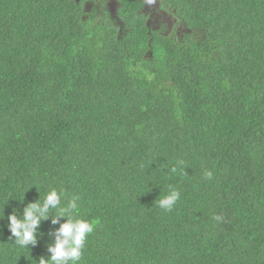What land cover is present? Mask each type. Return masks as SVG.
Instances as JSON below:
<instances>
[{
    "label": "trees",
    "instance_id": "trees-1",
    "mask_svg": "<svg viewBox=\"0 0 264 264\" xmlns=\"http://www.w3.org/2000/svg\"><path fill=\"white\" fill-rule=\"evenodd\" d=\"M115 3L0 0V264L48 258L7 216L52 188L79 264H264V0H166L180 35Z\"/></svg>",
    "mask_w": 264,
    "mask_h": 264
},
{
    "label": "clouds",
    "instance_id": "clouds-1",
    "mask_svg": "<svg viewBox=\"0 0 264 264\" xmlns=\"http://www.w3.org/2000/svg\"><path fill=\"white\" fill-rule=\"evenodd\" d=\"M149 2L154 3L155 0H149ZM176 170V167L172 168L173 172ZM64 197L63 189L58 191L52 188L45 191L42 199L39 196L34 202H29L23 208L22 214L17 215L16 209H13V212L7 216L9 238L22 248L37 244L38 229L42 221L49 220L51 217V224L59 225L52 234V242L47 247L50 255L47 259L41 257L38 264H79L86 237L94 230L92 222L79 216L80 197L73 196L62 204ZM179 198L180 192L170 186L168 193L160 198L157 204L165 211H170ZM20 201L22 202L23 199ZM53 210H55L54 215ZM4 218L2 211L0 220ZM215 219L220 220L221 217L217 216Z\"/></svg>",
    "mask_w": 264,
    "mask_h": 264
},
{
    "label": "rangeland",
    "instance_id": "rangeland-1",
    "mask_svg": "<svg viewBox=\"0 0 264 264\" xmlns=\"http://www.w3.org/2000/svg\"><path fill=\"white\" fill-rule=\"evenodd\" d=\"M144 1L146 3L144 11L147 14V25L150 29H156L164 24L166 33L174 30L175 33L180 35L184 31L181 23L174 25L175 19L169 13L159 10V0H155L154 3H150L149 0Z\"/></svg>",
    "mask_w": 264,
    "mask_h": 264
},
{
    "label": "flooded vegetation",
    "instance_id": "flooded-vegetation-1",
    "mask_svg": "<svg viewBox=\"0 0 264 264\" xmlns=\"http://www.w3.org/2000/svg\"><path fill=\"white\" fill-rule=\"evenodd\" d=\"M137 1H142V12L146 15V17H147V14H146V12L144 11V7H145V1L144 0H137ZM159 10L161 9L162 11H164V12H166V13H168V10H167V8H166V0H159ZM107 5L110 9H113L114 8V6H115V0H98V6L100 7V8H103V6L104 5ZM91 6H92V4L90 5L89 3H87V5H86V7L88 8V9H90L91 8ZM174 19V18H173Z\"/></svg>",
    "mask_w": 264,
    "mask_h": 264
}]
</instances>
